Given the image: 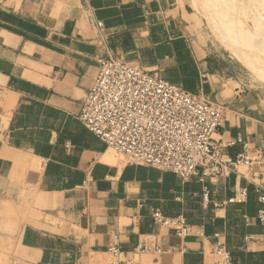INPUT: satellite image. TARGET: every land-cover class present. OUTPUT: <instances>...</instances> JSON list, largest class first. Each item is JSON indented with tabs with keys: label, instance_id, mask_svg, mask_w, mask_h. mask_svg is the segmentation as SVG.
<instances>
[{
	"label": "crops",
	"instance_id": "1",
	"mask_svg": "<svg viewBox=\"0 0 264 264\" xmlns=\"http://www.w3.org/2000/svg\"><path fill=\"white\" fill-rule=\"evenodd\" d=\"M107 55L221 104L228 157L264 150V87L193 0H0V264H264L258 166L182 179L78 120Z\"/></svg>",
	"mask_w": 264,
	"mask_h": 264
},
{
	"label": "built area",
	"instance_id": "2",
	"mask_svg": "<svg viewBox=\"0 0 264 264\" xmlns=\"http://www.w3.org/2000/svg\"><path fill=\"white\" fill-rule=\"evenodd\" d=\"M77 117L108 149L130 162L171 171L182 179L204 180L227 176L240 165L258 166L253 184L264 202V150L253 157L244 145L234 158L228 157L225 145L215 138L222 105L140 64L120 55L99 57ZM173 220L179 234L187 230L184 217Z\"/></svg>",
	"mask_w": 264,
	"mask_h": 264
},
{
	"label": "rangeland",
	"instance_id": "3",
	"mask_svg": "<svg viewBox=\"0 0 264 264\" xmlns=\"http://www.w3.org/2000/svg\"><path fill=\"white\" fill-rule=\"evenodd\" d=\"M207 31L243 64L251 84L264 87V0H193Z\"/></svg>",
	"mask_w": 264,
	"mask_h": 264
},
{
	"label": "trees",
	"instance_id": "4",
	"mask_svg": "<svg viewBox=\"0 0 264 264\" xmlns=\"http://www.w3.org/2000/svg\"><path fill=\"white\" fill-rule=\"evenodd\" d=\"M193 62L188 60L186 65H191ZM185 87L190 88L191 84L193 83V78L186 77L184 78Z\"/></svg>",
	"mask_w": 264,
	"mask_h": 264
}]
</instances>
